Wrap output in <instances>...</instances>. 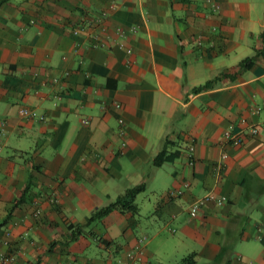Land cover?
<instances>
[{"label": "crops", "instance_id": "0c3cea01", "mask_svg": "<svg viewBox=\"0 0 264 264\" xmlns=\"http://www.w3.org/2000/svg\"><path fill=\"white\" fill-rule=\"evenodd\" d=\"M139 184L136 214L87 221ZM263 223L264 0H0V256L264 264Z\"/></svg>", "mask_w": 264, "mask_h": 264}, {"label": "trees", "instance_id": "16d2710c", "mask_svg": "<svg viewBox=\"0 0 264 264\" xmlns=\"http://www.w3.org/2000/svg\"><path fill=\"white\" fill-rule=\"evenodd\" d=\"M250 64H252V58H245L242 61H240L235 69H239V68H246L248 67ZM234 74H229L226 72H221L220 74H218L217 76L213 77L212 79L207 80L205 83L196 86L192 89L193 93H199L202 91H207L209 89L214 88L217 84H219V82L226 79H230L233 80L234 79ZM170 156L166 155V151L162 150L160 153L157 154V156L155 157L153 164L158 167L161 166L164 162L168 161L170 158ZM145 190V185L144 184H139L136 185L134 187L128 188L126 189L123 193H121L116 199L115 201H113L112 203L108 204L107 206L97 209L95 211H93L91 213V215L88 217V222L90 221H94L96 219H100L101 217H103L104 215L108 214L111 210L113 209H117L121 212H131V213H137L138 212V207L137 204L135 202L136 196L143 192ZM28 188H24L22 191V195L20 194L17 199L16 202L14 203V205H18L23 201V197L25 195V193H27ZM24 193V194H23ZM74 235V234H73ZM75 236V235H74ZM189 258V257H188ZM188 258H186L184 260V263H188Z\"/></svg>", "mask_w": 264, "mask_h": 264}, {"label": "built area", "instance_id": "2783aa9c", "mask_svg": "<svg viewBox=\"0 0 264 264\" xmlns=\"http://www.w3.org/2000/svg\"><path fill=\"white\" fill-rule=\"evenodd\" d=\"M208 1H211V0H208ZM214 8H216V6L214 5ZM106 13L105 12H102L101 16H105ZM82 29V27H78L75 29L74 31V34H77L78 33V30ZM93 38H98L96 34L93 35ZM127 51L130 52V48H127ZM20 114L21 115H24V116H28V117H32V118H38L40 120H43L44 119V116L42 115H39L38 113H36L35 111H32L28 108H21L19 110ZM83 124H87L88 121L87 120H83L82 121ZM262 126L258 123L256 124H251L249 125V127L247 128L246 131H234L232 128H230L226 133H225V137H224V140H225V143H228L232 146H238L242 143L243 139L245 136H249V137H256L259 135L260 133V130H261ZM190 149V155H189V158H190V163H193V156L191 155L192 154V150H193V147L190 146L189 147ZM223 158L226 157V155L224 154L222 156ZM169 194L171 196L173 195H180L181 194V190L179 189H173L169 192ZM225 198L224 197H217L213 194H208L207 196L205 197H202V198H197L196 200H194L190 205H189V208H188V213H189V216L190 217H196L198 212H199V209L205 205L208 201H213V202H216L218 204H222L224 202ZM260 229H264V223L259 227ZM13 259H14V256L11 254V253H7V254H3L0 256V264H12L13 262Z\"/></svg>", "mask_w": 264, "mask_h": 264}]
</instances>
